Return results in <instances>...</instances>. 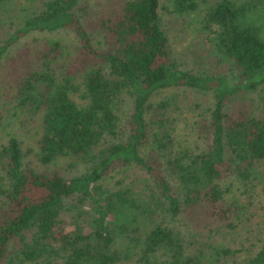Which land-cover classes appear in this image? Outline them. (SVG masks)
<instances>
[{"label": "trees", "instance_id": "1", "mask_svg": "<svg viewBox=\"0 0 264 264\" xmlns=\"http://www.w3.org/2000/svg\"><path fill=\"white\" fill-rule=\"evenodd\" d=\"M100 1L0 0V264H264V0H165L194 17V67L159 0ZM62 29L82 47L72 70L46 37ZM33 33L47 40L17 47ZM180 87L207 95L183 148L165 125ZM64 158L77 170L48 168ZM122 165L145 170L141 196L101 184Z\"/></svg>", "mask_w": 264, "mask_h": 264}, {"label": "rangeland", "instance_id": "2", "mask_svg": "<svg viewBox=\"0 0 264 264\" xmlns=\"http://www.w3.org/2000/svg\"><path fill=\"white\" fill-rule=\"evenodd\" d=\"M94 0V3L90 5V8L93 12L98 10V8L101 6V1ZM213 1V0H208ZM238 1V0H237ZM96 2V3H95ZM165 0H159V5L157 7L160 22L162 25L163 30L166 33L168 47L171 53H173L175 56H177L179 60L180 66H191L194 67V63L197 62L195 60V57L198 53L205 54L200 48H195L194 46L195 42L197 40H200L202 38L197 39L196 36H198L197 33H193L194 30L193 22L194 17L191 16V28L189 29L188 26H186L185 19H183V16H176L174 13H171L170 11V4H165ZM163 3V5H162ZM169 7V8H167ZM193 13V12H191ZM248 14V15H247ZM251 13H245V20L249 21V19L252 18ZM251 18H250V17ZM259 15H256V18H258ZM89 24L91 26H95L96 24L94 21H90ZM190 26V25H189ZM260 28H261V36L264 37V16L260 18ZM91 32V39L94 42V44H98V31H95L93 29L90 30ZM43 37L40 33H33L26 35L19 41L18 46H21L22 44L26 43L29 45H40L43 42ZM46 37L51 39H58L61 46H63L65 52H70L68 55V70H72L77 66V62L80 61V57L82 56V47L80 48L79 44L76 42V37L73 34L72 31L68 29H62L58 31H54L52 33H49L46 35ZM44 37V40L46 41L47 38ZM35 38V39H34ZM204 40V39H203ZM205 42H208L207 39H205ZM207 44V43H206ZM206 47V45H205ZM193 50V51H192ZM206 50V49H205ZM190 52V53H189ZM13 53V51H12ZM5 63L7 62L6 59H4ZM3 61V62H4ZM13 61V59H12ZM2 62V64H4ZM0 64V80L7 79L8 78V72L6 71V67L4 65ZM9 64V63H8ZM200 67L207 68L208 70H219L222 71L224 67H222L221 64H219L216 60H213L212 58L205 59ZM259 90V89H258ZM174 96H176V104H173L168 109V114L170 115V119H174L170 123L165 124L166 126L174 125L176 134L175 137L178 138L179 141L182 142V148L188 144L191 141V130L194 128V123L196 116H199L200 113L203 112L204 100L201 98H207V95L201 94L198 92H193L191 89L188 88H176L173 90ZM261 93L259 96L263 100L264 89L259 91ZM253 98H258V95L255 92L248 93ZM239 99H235L233 102H231L230 106H234L236 103H241L245 100V95H237ZM243 101H242V100ZM201 103V105L198 104V102ZM256 102V101H255ZM203 114V113H202ZM32 126L30 124H25L24 129L26 130V133H31ZM178 132V133H177ZM26 143L29 142L30 137L22 136ZM176 144V141H174ZM23 147H25V143L22 144ZM26 159L30 161V156L26 155ZM73 160H70L68 158L61 159L58 163H50L48 164V168H56L59 170H77L78 167L73 166ZM147 179V174L143 168L139 167H133L130 165H122L117 166L111 169L106 175L103 176V178L100 180L101 184L105 185L109 188H122L123 190L127 191V189H131L130 192L132 195L134 194L136 197L141 196V192L137 193L136 191L141 189H145ZM226 181V179L224 180Z\"/></svg>", "mask_w": 264, "mask_h": 264}]
</instances>
